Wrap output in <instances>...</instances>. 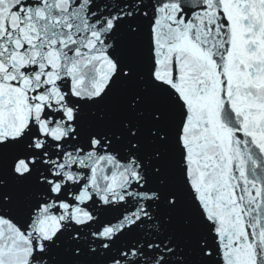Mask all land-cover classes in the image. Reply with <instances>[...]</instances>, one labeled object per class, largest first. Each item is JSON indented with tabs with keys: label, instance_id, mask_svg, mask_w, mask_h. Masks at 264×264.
<instances>
[{
	"label": "snow or ice",
	"instance_id": "obj_1",
	"mask_svg": "<svg viewBox=\"0 0 264 264\" xmlns=\"http://www.w3.org/2000/svg\"><path fill=\"white\" fill-rule=\"evenodd\" d=\"M0 264H264V0H0Z\"/></svg>",
	"mask_w": 264,
	"mask_h": 264
}]
</instances>
